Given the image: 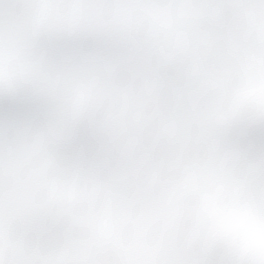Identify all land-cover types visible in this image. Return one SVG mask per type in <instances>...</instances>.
<instances>
[{"label":"snow or ice","instance_id":"6c2138e0","mask_svg":"<svg viewBox=\"0 0 264 264\" xmlns=\"http://www.w3.org/2000/svg\"><path fill=\"white\" fill-rule=\"evenodd\" d=\"M0 264H264V0H0Z\"/></svg>","mask_w":264,"mask_h":264}]
</instances>
